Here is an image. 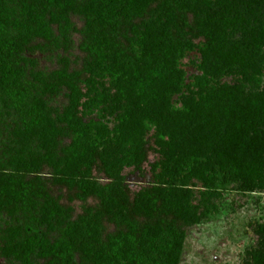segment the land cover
Masks as SVG:
<instances>
[{
  "label": "trees",
  "instance_id": "obj_1",
  "mask_svg": "<svg viewBox=\"0 0 264 264\" xmlns=\"http://www.w3.org/2000/svg\"><path fill=\"white\" fill-rule=\"evenodd\" d=\"M263 76L264 0H0V257L180 264L187 228L264 190ZM43 169L96 205L74 217ZM250 227L243 264H264V220Z\"/></svg>",
  "mask_w": 264,
  "mask_h": 264
},
{
  "label": "rangeland",
  "instance_id": "obj_2",
  "mask_svg": "<svg viewBox=\"0 0 264 264\" xmlns=\"http://www.w3.org/2000/svg\"><path fill=\"white\" fill-rule=\"evenodd\" d=\"M77 29L82 23L77 18H72ZM238 36V35H237ZM239 37V36H238ZM74 48L69 56L74 62L80 55L77 45L80 41L78 34L72 36ZM40 69L48 71L58 67L55 56L35 54ZM193 55L183 60L184 68L188 74L194 69L189 64ZM73 65V64H72ZM76 66V65H75ZM79 66V65H77ZM262 81H264V76ZM65 104L63 96L55 99L52 106L62 108ZM157 160L154 152H149L148 160L143 166L142 173L129 174L127 184L131 190L140 186H148L151 180L150 164ZM95 176L101 177L95 173ZM41 177L47 181V187L51 194L60 199L61 204L71 207L74 210V217L82 213L83 206H95L96 201L87 200L85 203L79 201L70 202L68 192L65 188L52 186L49 182L50 173L43 169ZM264 220V190L254 192L245 196L229 195L221 202L220 212L209 220L199 225L186 229L185 249L180 264H243L245 249L254 243L255 237L250 224ZM107 231L112 232L113 227L107 225ZM0 264H6L0 257Z\"/></svg>",
  "mask_w": 264,
  "mask_h": 264
}]
</instances>
